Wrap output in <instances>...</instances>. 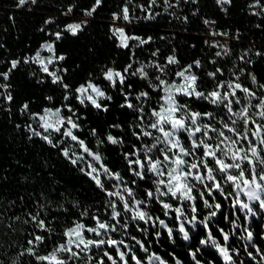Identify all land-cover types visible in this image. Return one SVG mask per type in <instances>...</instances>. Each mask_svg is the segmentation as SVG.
<instances>
[{
  "label": "snow or ice",
  "instance_id": "obj_1",
  "mask_svg": "<svg viewBox=\"0 0 264 264\" xmlns=\"http://www.w3.org/2000/svg\"><path fill=\"white\" fill-rule=\"evenodd\" d=\"M202 2L14 0L40 16L39 38L20 54L0 39L2 123L94 199L8 200L0 225L22 240L0 264H264V44ZM213 2L225 17L234 4ZM241 11L264 33V0ZM161 18L179 30L144 27ZM196 23L186 60L174 41Z\"/></svg>",
  "mask_w": 264,
  "mask_h": 264
},
{
  "label": "trees",
  "instance_id": "obj_2",
  "mask_svg": "<svg viewBox=\"0 0 264 264\" xmlns=\"http://www.w3.org/2000/svg\"><path fill=\"white\" fill-rule=\"evenodd\" d=\"M59 3L60 0H40L41 7L37 12H47ZM13 5L14 0H0V39L7 40L12 51L20 54L30 41L35 47V41L39 37L34 34L40 16L29 12L27 8L16 9ZM244 5L245 0H234L227 17L218 11L213 0H203L201 10L204 15L216 18L221 27L240 28L244 33L245 44L251 40H255L257 45L264 44V33L254 28L255 18L249 17L241 11ZM185 12H190L187 6ZM10 16L14 19L15 24L12 19H9ZM144 27L159 29L161 32L179 30L172 28L163 18L152 24L145 23ZM201 28L202 25L196 23L192 25L188 33L182 34L174 41L180 49V54L186 60L198 55L199 48L193 53L184 47V42L187 40L189 43L194 42L199 45V40H191L189 37L196 36ZM4 29H7V32ZM97 32L96 39L100 41L102 29H97ZM148 34L154 33L149 32ZM16 37H19V40ZM159 46L162 49L166 47L164 44ZM108 47L105 43L102 49L105 54L108 52ZM2 51L0 50V52ZM71 51L74 56L83 59L82 50L72 49ZM0 58L3 57L0 56ZM5 175L8 177L7 180L4 179ZM26 177L27 180H25ZM85 189L86 186L82 187L79 183V174L70 166L62 160L56 159L55 156L50 158V154L43 151L38 144L27 141L12 127L3 124L2 117H0V208L6 206L8 200H16L20 195L26 199L29 197L35 199V194L41 191L46 194L67 193L70 194L67 197L69 200L81 199L83 203L87 204L94 199V196L90 190ZM84 196H87L88 199L85 200ZM17 207H22V204L18 202ZM5 223L7 222L5 221ZM19 240H22L21 234L9 233L3 225H0V245L7 246ZM9 252H11L10 249Z\"/></svg>",
  "mask_w": 264,
  "mask_h": 264
}]
</instances>
